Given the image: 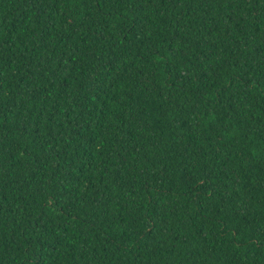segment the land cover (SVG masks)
<instances>
[{"label": "trees", "instance_id": "16d2710c", "mask_svg": "<svg viewBox=\"0 0 264 264\" xmlns=\"http://www.w3.org/2000/svg\"><path fill=\"white\" fill-rule=\"evenodd\" d=\"M0 264H264V0H0Z\"/></svg>", "mask_w": 264, "mask_h": 264}]
</instances>
